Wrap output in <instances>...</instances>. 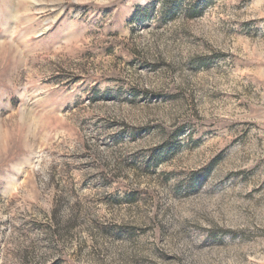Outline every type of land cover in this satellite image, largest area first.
I'll return each instance as SVG.
<instances>
[{"label": "rangeland", "instance_id": "374dc122", "mask_svg": "<svg viewBox=\"0 0 264 264\" xmlns=\"http://www.w3.org/2000/svg\"><path fill=\"white\" fill-rule=\"evenodd\" d=\"M0 264H264V0H0Z\"/></svg>", "mask_w": 264, "mask_h": 264}]
</instances>
